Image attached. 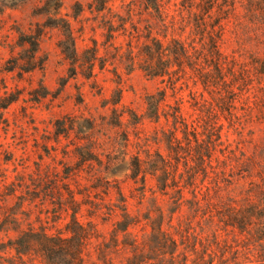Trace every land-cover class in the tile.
Masks as SVG:
<instances>
[{
    "label": "trees",
    "instance_id": "16d2710c",
    "mask_svg": "<svg viewBox=\"0 0 264 264\" xmlns=\"http://www.w3.org/2000/svg\"><path fill=\"white\" fill-rule=\"evenodd\" d=\"M114 1L93 0L107 38L126 33L135 17L144 21L128 71L162 87L145 96L141 116L119 108L121 89L104 102L110 117L101 126L116 128L114 138L94 116L56 120L55 145L81 133L65 152L75 162L62 173L38 165L27 181L5 187L27 211L20 219L5 211L0 231L15 237L0 241V264H264V0H135L121 6L124 15L112 12ZM62 28L58 48L74 76L80 56L70 27ZM27 43L33 64L38 40ZM85 53L89 80L97 49ZM124 119L134 128L160 125L152 141L164 152L151 151L138 132L132 141ZM121 166L135 213L117 178ZM32 205L38 227L29 221ZM62 218L65 232L51 233L49 221Z\"/></svg>",
    "mask_w": 264,
    "mask_h": 264
},
{
    "label": "rangeland",
    "instance_id": "374dc122",
    "mask_svg": "<svg viewBox=\"0 0 264 264\" xmlns=\"http://www.w3.org/2000/svg\"><path fill=\"white\" fill-rule=\"evenodd\" d=\"M133 1L115 0L112 12L124 15L125 8L121 6ZM174 3L178 1L174 0ZM136 9L138 12L140 7ZM101 16L95 11L93 0H61L58 4L56 0H0V222L7 209L19 219L26 218L22 212L27 209L19 208L20 193L6 197L7 185L19 179L27 181L38 165L56 168L62 173L66 163L75 162L67 159L65 152L73 150L71 141H75L76 136L80 138L81 133L76 130L69 139L60 137L59 144L55 145L56 120L94 116L101 127L100 133L114 138L118 133L116 128L101 126L110 117V106L103 107L104 102L111 101L117 89H121L119 108L133 110L141 116L145 113V96L162 87L159 80L146 77L138 69L128 71V53L130 50L136 53L134 47L144 42L146 23L137 24L138 17H135L132 25L127 23L126 33L120 31L115 34V40L109 41L102 28ZM64 22L70 27L80 56L74 76L70 62L58 48V42L65 39ZM29 39L38 40L33 64L29 63L34 48L27 43ZM95 47L97 59L93 77L87 80L83 63L90 54L85 52ZM82 119L81 132L84 133L86 130L82 126L87 124ZM123 123L132 141L133 134L138 132L141 139L148 141L151 151L164 152L162 144L152 141L160 125L143 120L134 128L126 119ZM44 145L49 149L54 146L56 151L46 152ZM124 170L125 166L119 167L117 178L124 181L122 188L128 198L129 210L135 213L137 199L130 198L134 186L125 180ZM152 185L148 179L147 186ZM146 206L148 204L144 202L142 209ZM36 216L37 209L32 205L29 221L34 227H38ZM67 221L64 218L55 224L49 221L47 227L51 233L65 232ZM102 229L107 231L108 226ZM14 237L12 232L6 235L0 231V241Z\"/></svg>",
    "mask_w": 264,
    "mask_h": 264
}]
</instances>
